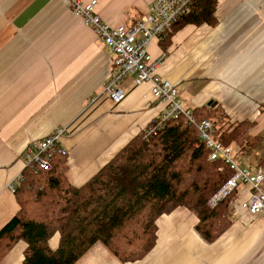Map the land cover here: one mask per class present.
<instances>
[{"label": "crops", "instance_id": "crops-1", "mask_svg": "<svg viewBox=\"0 0 264 264\" xmlns=\"http://www.w3.org/2000/svg\"><path fill=\"white\" fill-rule=\"evenodd\" d=\"M95 1L101 20L115 27L143 20L152 0ZM214 16L212 26L186 24L152 39L147 51L152 58L164 54L155 75L176 86L183 107L216 109L223 129L252 123L255 146L238 152L228 145L240 164L263 173L264 193V164L256 165L264 157V0H215ZM113 60L66 0H0V228L18 210L10 186L29 144L57 126L68 128L64 174L81 185L165 108L150 83L135 84L133 75L120 84L121 100L106 98L102 86ZM246 199L240 185L231 223L210 243L195 232L194 214L178 206L155 219V242L142 259L120 262L95 242L73 264H264V215L249 214ZM57 241L55 233L48 246ZM22 249L14 244L0 264H21Z\"/></svg>", "mask_w": 264, "mask_h": 264}, {"label": "trees", "instance_id": "trees-1", "mask_svg": "<svg viewBox=\"0 0 264 264\" xmlns=\"http://www.w3.org/2000/svg\"><path fill=\"white\" fill-rule=\"evenodd\" d=\"M214 11L215 0H194L168 33L186 24L212 26ZM191 111L195 122L211 120L220 142L236 144L238 152L259 140L249 135L248 121L223 129L216 109ZM149 126L81 185L66 179L65 155L54 156L48 170L24 167L13 189L18 210L0 228V260L20 242L21 264H73L95 242L120 262L140 260L154 245L155 219L178 206L194 214V230L204 242L221 235L231 223L234 192L214 206L208 200L229 176L227 166L207 159L194 122L178 117L146 134ZM263 164L264 157L256 165ZM55 233L51 249L47 242Z\"/></svg>", "mask_w": 264, "mask_h": 264}, {"label": "built area", "instance_id": "built-area-1", "mask_svg": "<svg viewBox=\"0 0 264 264\" xmlns=\"http://www.w3.org/2000/svg\"><path fill=\"white\" fill-rule=\"evenodd\" d=\"M193 1L152 0L143 20H137L128 26L111 27L96 13L95 0H66L71 13L79 17L94 37L114 53V69L103 83L102 94L116 103L124 96L120 84L128 75H133L135 84L149 82L151 96L164 102L165 108L150 122L145 133L158 130L168 120L178 117H183L188 123L194 122L198 137L207 151V159L221 161L230 171L224 183L210 197L208 204L214 206L242 185L247 192V212L251 215H264V193L260 189L263 173L258 169L251 172L234 159L230 146L220 142L211 120L208 118L196 122L193 120L192 111L183 107L178 99L176 86L155 75V69L164 54L152 58L147 51L149 42L152 39L164 38L172 24L188 12ZM68 133L69 129L65 126H57L48 135L29 144L21 154L24 167L48 170L54 156L66 154L62 139ZM21 179L22 176L19 174L10 188L19 185Z\"/></svg>", "mask_w": 264, "mask_h": 264}, {"label": "rangeland", "instance_id": "rangeland-1", "mask_svg": "<svg viewBox=\"0 0 264 264\" xmlns=\"http://www.w3.org/2000/svg\"><path fill=\"white\" fill-rule=\"evenodd\" d=\"M66 135H67V134H66ZM66 135H65V136H66ZM233 192H234V191H233ZM230 217H231V216H230Z\"/></svg>", "mask_w": 264, "mask_h": 264}]
</instances>
